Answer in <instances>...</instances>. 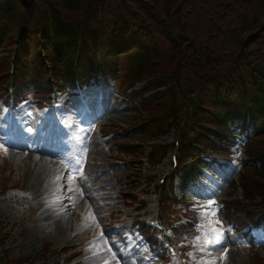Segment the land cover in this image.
I'll use <instances>...</instances> for the list:
<instances>
[{"label":"trees","instance_id":"1","mask_svg":"<svg viewBox=\"0 0 264 264\" xmlns=\"http://www.w3.org/2000/svg\"><path fill=\"white\" fill-rule=\"evenodd\" d=\"M16 5L27 26L39 18L38 7L50 8L54 29L51 52L64 64L61 82L66 81V73L72 78L73 56L90 22L94 64L96 52H102L100 59L112 70V79H119L121 59L126 57L125 87L133 88L144 80L166 79L180 89L187 101L197 96L206 103L205 92L212 85L209 89L215 93L213 102L221 125L238 137L241 132L233 125L240 124L247 140L243 143L247 154L264 150V0H0V70L17 33L15 21L20 18ZM34 31L27 34L26 30L25 39L33 38ZM250 58L255 62L249 73L246 70ZM244 71L252 85L251 139L243 126L245 101L236 105L222 96L225 85L234 77H242ZM32 80L38 84L34 74ZM134 93L135 98L142 97L145 91ZM167 95L162 90L152 93L149 99L142 98L146 106L150 105L149 115L165 110ZM179 112L172 109L164 117L173 121ZM157 131L162 130L150 125L142 136H155ZM134 149L137 148L130 151ZM243 180L250 194L261 190L264 195V169L245 167Z\"/></svg>","mask_w":264,"mask_h":264},{"label":"rangeland","instance_id":"2","mask_svg":"<svg viewBox=\"0 0 264 264\" xmlns=\"http://www.w3.org/2000/svg\"><path fill=\"white\" fill-rule=\"evenodd\" d=\"M18 21H15L17 26ZM25 24H28L26 20ZM39 24L46 26L44 21H33L32 26L34 27L31 25L26 26L27 34L36 30L35 26ZM128 61L129 58L126 57L121 59L122 69L118 75L119 79L116 80L117 85L120 86L119 92L111 88L110 84L109 87H103L102 89L93 87L90 89V112H93L95 120L92 116L85 123V118L76 114L81 126L84 123L88 124L86 131L91 137V141H89L90 153L86 155L82 163L83 176H80V178H84L82 183L83 194L75 195L77 191L74 194V190L72 191L68 189L69 187H66L70 192V205L61 213H56L49 206L47 194H43V197L40 195V192L49 188L45 186L49 185L52 178L50 172L52 173L53 168L59 166L58 161L55 163L52 159V165L48 166L49 169L47 168L49 175L48 177L44 176L43 182H45V185L41 187L40 177L42 175H39V180H35L36 172L34 171L35 168H39V164H30L25 159L14 161L12 159V147L9 148L0 141V168L4 167L6 169L10 174V181L15 184L16 188H19V194L8 199L6 206L0 209V238L1 233L8 232L11 228L15 232H12L11 237H8V239L3 238L6 241L3 247L9 252L0 249V256H2L1 253L8 254L9 260H12L11 264H61L64 259L70 257L71 253H74L76 259H80L83 264H122L125 259L126 252L111 238V228L119 223L120 219L117 212L122 208L125 200L124 195L128 190L151 191V187L146 182L147 178L150 174H155L163 168L167 170V166L163 167L160 164L154 167L150 165L146 154L147 152L150 153L153 147H157V144L168 145L170 143L168 138L155 140L148 134L143 137L142 133L146 125L139 126L143 131L136 126L154 118L157 120L159 116L147 114L149 112H146L145 102H142L139 97L135 98L133 96L135 93L131 94L132 89L142 90L143 83L133 88L129 85L127 87L123 85V73L126 70L125 66ZM128 93L131 94L129 97L126 96ZM1 103L2 101H0V111ZM24 108L26 110L25 114L29 118L27 133L18 138L15 143H18L19 149L24 148L28 151L38 152L43 147L38 144L39 139L36 138L34 129L39 109L34 103L29 104L28 102L25 103ZM77 109L75 107L74 112L77 113ZM163 115L161 114L160 121L157 120V123L161 124L163 122ZM30 119L31 121L34 120L33 124ZM97 119L98 122H95ZM134 127L136 128L135 131L127 137L116 138L119 132L125 129H134ZM137 143L140 144V147L134 149L135 152H129L130 150L127 149L129 144L136 145ZM123 147H126V149ZM235 151H237V157L248 159V156L243 154V149ZM72 156L69 155L66 161L67 165L72 166L75 162H80L78 157L74 161ZM117 160L124 162V166L114 168V165L118 163ZM165 161L167 164L169 163L168 159ZM42 165L46 166L43 163ZM108 165L110 167L105 170L107 173L103 175V169ZM60 169H63V167ZM91 172L94 176H100L96 181V185L106 184V190H104L106 193H102L99 197H96L93 190L90 189L93 185L91 183L93 178V175L90 176ZM142 174L144 177H142ZM232 174L233 172H228L223 175L222 184L224 187H221L214 198L216 207L210 214L215 212L216 223L225 224L228 221L221 211V209H225V202L232 207H229L228 210L233 212V218L236 217L237 211L229 203L237 200L241 196V191L233 185V179L238 180L239 176H233L231 179ZM63 179H60L58 183L60 184ZM117 180L118 185H114V187L110 185L111 182L115 184ZM64 183L73 185L74 189L79 186L78 180L72 178L71 181H65ZM55 186L57 184L54 181L51 188ZM53 191L57 192L56 190ZM31 194L34 195L33 201ZM145 197L149 199L147 202L149 210L154 205L151 202L152 195L147 193ZM253 199L257 203L262 199V195L256 193ZM127 205H129L128 201ZM131 209H134V206L127 207L126 210ZM55 217H58L59 223L66 228L64 232L56 229L57 227L53 222ZM95 234H100L101 238L91 243L90 238ZM65 247H71L70 251L68 249L61 251ZM81 248L84 252L78 256L75 253L79 252ZM254 249H251L246 256L241 255L236 250H232L231 254H228L230 251H227L224 264H251V258L263 261L264 249L261 247Z\"/></svg>","mask_w":264,"mask_h":264},{"label":"bare ground","instance_id":"3","mask_svg":"<svg viewBox=\"0 0 264 264\" xmlns=\"http://www.w3.org/2000/svg\"><path fill=\"white\" fill-rule=\"evenodd\" d=\"M46 153L47 152L44 149H40V150H38V152H33L32 150L28 151L27 149H24L23 151H21V150L18 149L17 145L12 146V159L14 161L25 159L30 164H34V163H38L39 164V168L41 169V171H39L36 168L34 169V171L36 172V174L40 173V175H42L40 177V186L41 187H43L45 185V182H43L44 181V176L48 177V175H49L48 172H47L48 171L47 167L42 165V163L44 162V155H46ZM48 157L53 158L54 155L53 154H49ZM28 163H27V165H29ZM53 222L55 223V225L57 227L56 229L58 231H63V232L65 231L66 228L64 227V225L59 223L58 217H55L53 219ZM228 254H231V252L228 253ZM122 264H127V259L126 258L122 261Z\"/></svg>","mask_w":264,"mask_h":264},{"label":"snow or ice","instance_id":"4","mask_svg":"<svg viewBox=\"0 0 264 264\" xmlns=\"http://www.w3.org/2000/svg\"><path fill=\"white\" fill-rule=\"evenodd\" d=\"M210 203L215 205L214 201H210ZM211 215L214 217L215 212L211 213ZM197 239H199V237ZM224 239H225L224 230L222 228L212 226L210 229L206 230L205 232L204 242L208 246L222 245L224 243ZM212 264H214V262H212Z\"/></svg>","mask_w":264,"mask_h":264}]
</instances>
